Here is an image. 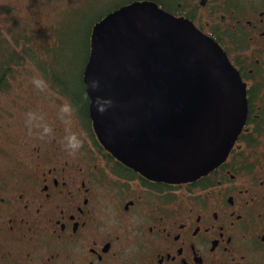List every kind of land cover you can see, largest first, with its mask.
<instances>
[{
  "label": "flooded vegetation",
  "instance_id": "1",
  "mask_svg": "<svg viewBox=\"0 0 264 264\" xmlns=\"http://www.w3.org/2000/svg\"><path fill=\"white\" fill-rule=\"evenodd\" d=\"M14 1L95 22L134 3L185 19L228 58L246 114L221 163L171 184L100 145L83 85L81 102L52 84L1 86L0 264H264V0Z\"/></svg>",
  "mask_w": 264,
  "mask_h": 264
},
{
  "label": "water",
  "instance_id": "2",
  "mask_svg": "<svg viewBox=\"0 0 264 264\" xmlns=\"http://www.w3.org/2000/svg\"><path fill=\"white\" fill-rule=\"evenodd\" d=\"M82 81L101 146L153 181L208 173L244 124V88L221 48L152 4L92 26Z\"/></svg>",
  "mask_w": 264,
  "mask_h": 264
},
{
  "label": "rangeland",
  "instance_id": "3",
  "mask_svg": "<svg viewBox=\"0 0 264 264\" xmlns=\"http://www.w3.org/2000/svg\"><path fill=\"white\" fill-rule=\"evenodd\" d=\"M2 3L10 6L0 7V51L2 44L8 42L18 56L22 54L21 57L25 58V62H21L20 73L12 72L14 79L9 84L39 90H43L47 83L55 85L56 81L77 85L86 61L89 28L98 14L50 11L37 15L32 11H21L19 4L22 1L0 0V6ZM13 36H19L17 43ZM25 41L35 59H31L27 48L21 47ZM52 90L46 89L48 94H52ZM14 91L15 88L10 93ZM5 108L6 97L0 93V122L5 117ZM4 139L0 132V155Z\"/></svg>",
  "mask_w": 264,
  "mask_h": 264
},
{
  "label": "trees",
  "instance_id": "4",
  "mask_svg": "<svg viewBox=\"0 0 264 264\" xmlns=\"http://www.w3.org/2000/svg\"><path fill=\"white\" fill-rule=\"evenodd\" d=\"M98 17H99V14H98L97 18ZM97 18H96V20H97ZM92 24H91V26H92ZM91 26H90V28H91ZM90 28H89V32H90ZM89 32L87 35V54H88ZM18 37L19 36H13L14 42L17 43ZM23 40H25V39H23ZM25 42L26 43L24 45H21V43L19 42V45H21V47H23V48H27L29 54H31V59H35L32 56L33 51H31L26 46L28 44V42L27 41H25ZM87 54H86V59H87ZM21 55L18 56L15 48L13 46H10L8 44V42H6V45L2 44L1 51H0V87L6 86V88H9V86H11L9 83H10L11 79L12 80L14 79V75L12 74V72L15 70H20L23 67V66L21 67V62H25V58L21 57ZM39 70H44V68H40ZM55 83H56L54 85V92L55 93H57L56 92L57 88L55 86H59V87L64 89L66 94H68V95L70 94V95H72V97L74 96L75 101L81 102L83 100L82 89H81L82 82H81L80 78H79V83L77 85L66 84V83H63L62 81H60V82L56 81ZM47 84H49V83H47ZM0 162H1V157H0Z\"/></svg>",
  "mask_w": 264,
  "mask_h": 264
}]
</instances>
